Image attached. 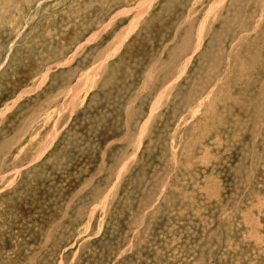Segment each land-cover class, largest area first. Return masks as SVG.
<instances>
[{
	"label": "rangeland",
	"instance_id": "374dc122",
	"mask_svg": "<svg viewBox=\"0 0 264 264\" xmlns=\"http://www.w3.org/2000/svg\"><path fill=\"white\" fill-rule=\"evenodd\" d=\"M0 264H264V0H0Z\"/></svg>",
	"mask_w": 264,
	"mask_h": 264
},
{
	"label": "bare ground",
	"instance_id": "6f19581e",
	"mask_svg": "<svg viewBox=\"0 0 264 264\" xmlns=\"http://www.w3.org/2000/svg\"><path fill=\"white\" fill-rule=\"evenodd\" d=\"M145 1H142L140 4L137 5L138 12L136 13V17H139L146 9L147 2L144 3ZM130 31V30H129ZM98 69V68H97ZM91 81V80H90Z\"/></svg>",
	"mask_w": 264,
	"mask_h": 264
}]
</instances>
